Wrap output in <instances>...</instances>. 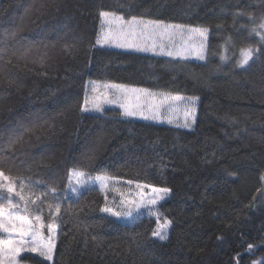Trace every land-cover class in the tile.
I'll list each match as a JSON object with an SVG mask.
<instances>
[{
    "label": "trees",
    "instance_id": "obj_1",
    "mask_svg": "<svg viewBox=\"0 0 264 264\" xmlns=\"http://www.w3.org/2000/svg\"><path fill=\"white\" fill-rule=\"evenodd\" d=\"M103 11L204 26L208 57L100 46ZM261 17L264 0H0V34L14 33L0 65V167L17 191L20 179L30 185L21 192L27 212L15 194L3 192L0 203L56 230L52 260L27 251L23 261L264 264V41L250 31ZM65 32L69 38L58 39ZM249 46L260 51L241 68L239 51ZM94 79L196 95L197 121L188 129L118 108L83 112ZM24 128L31 130L9 147V132ZM76 169L169 188L157 205L171 221L167 239L153 236L154 216L136 211L118 219L103 211L96 184L73 194ZM48 187L57 195L41 204ZM8 195L19 209L6 206ZM57 202L61 212L50 216L48 205Z\"/></svg>",
    "mask_w": 264,
    "mask_h": 264
},
{
    "label": "rangeland",
    "instance_id": "obj_2",
    "mask_svg": "<svg viewBox=\"0 0 264 264\" xmlns=\"http://www.w3.org/2000/svg\"><path fill=\"white\" fill-rule=\"evenodd\" d=\"M108 12L111 15L107 18L102 17L100 23V31L98 35L97 44L100 46H107L111 48L128 49L132 51H138L142 53H150L153 55H161L171 58H182L200 60L196 56V52L203 45L205 47V59H207L208 51V39L209 34L207 32L206 40L200 35L199 32L191 31V29H203L204 26L198 25H184L181 23L164 22L165 24L182 25V29H158L153 27L143 28L142 26H130L129 21L131 17H126L122 14ZM113 17H123V22L113 19ZM138 19L161 21L157 19H151L148 17L135 16ZM111 20V23L109 21ZM107 37V40H105ZM172 52L173 55L169 56L168 53ZM182 54V55H178ZM203 60V61H204ZM87 90L84 101L87 99L88 104L83 102L82 111L85 112H103L106 108H118L121 113L124 114L125 109L129 111H135L142 113V115L129 116L136 120H142L147 122L162 123L166 125H173L176 127H184L192 129L196 123L198 116L199 100L196 95H186L184 93H176L173 91H167L163 89H152L141 85H134L130 83H123L119 81H102V80H87ZM114 85L122 86L119 90L114 88ZM135 89V91H134ZM143 90V91H141ZM179 96L182 99L177 100L174 97ZM195 97V103H191V99ZM99 104L100 109L93 108V104ZM194 108L195 123H192ZM127 117V116H126ZM144 117H149L145 119ZM155 117V118H152ZM191 123V127H187L186 124ZM76 171H80L77 170ZM99 178V179H98ZM86 183L80 189V192L86 190L88 187L96 184L98 188H101L105 195L106 203L103 209L111 208L114 212H120V216H115L118 219H130L132 215L137 211L141 214H149L157 218V225L155 231H162L164 234L169 235L170 224L165 228L160 229L158 225H164L165 220L170 221L168 217H162L157 205L170 193V191L164 195L162 193L153 192L152 189H168L165 186H157L155 184H149L146 182H138L134 180L118 179L111 175L106 174L90 175L85 173L84 177ZM264 181V172L262 175ZM130 182V183H129ZM70 190L73 194L77 195V192L73 191L75 185V178L71 177ZM138 185L140 187H138ZM162 197V198H161ZM155 199L157 203L150 205L149 200ZM6 214L12 215H24L15 213L5 209ZM130 213V215H125ZM26 218H29L25 216ZM31 219V218H29ZM38 233L47 239L49 232L40 228V222H36L35 219H31ZM154 231V232H155ZM159 238V236H156ZM15 238L10 237L8 234H0V239ZM27 239V238H26ZM37 245L27 243L25 245V251H23L20 257L17 259V264H28L22 260V255L27 253V249ZM34 253V252H33ZM38 254V253H35ZM52 253V259H53ZM47 258V257H46ZM51 259V260H52Z\"/></svg>",
    "mask_w": 264,
    "mask_h": 264
},
{
    "label": "snow or ice",
    "instance_id": "obj_3",
    "mask_svg": "<svg viewBox=\"0 0 264 264\" xmlns=\"http://www.w3.org/2000/svg\"><path fill=\"white\" fill-rule=\"evenodd\" d=\"M43 7V5H41ZM111 14L108 12H102V17H109ZM236 16H244L245 14L242 12H236ZM248 18L250 20H255V17L252 15H249ZM113 19L123 22V17H113ZM111 23V20L109 21ZM130 26H142L143 28L153 27L158 29H182L184 26L182 25H172V24H165L163 21H151V20H143L138 19L137 17L133 16L131 17V20L128 22ZM191 31L199 32L200 35L206 40L207 38V28L203 29H191ZM250 31L256 36L259 37L260 41H264V17H261L259 24H254L253 27H251ZM14 33L12 32H6L0 34V65L3 64L5 57L9 56V49L7 48L8 42L11 40ZM69 38V34L65 32L64 36L58 37V39L67 40ZM105 40H107V37H105ZM230 40V38H229ZM67 48L68 46L65 45ZM259 49L253 48L251 46L246 48H241L239 51V60L237 61L238 66L243 68L245 65H249L250 61H253L254 55L259 53ZM225 52H227V46H225ZM15 53H11V55H14ZM196 56L200 60L205 59V47L202 45L200 49L195 53ZM169 56L173 55L172 52L168 53ZM178 55H182L179 54ZM227 55H221V60H227ZM0 71H3V68L0 67ZM114 88L119 90L122 86L114 85ZM135 91V89H134ZM143 91V90H141ZM174 99L180 100L182 99L179 96L174 97ZM191 103L194 104L196 98H190ZM84 104L87 105L88 101L87 99L84 101ZM93 108L96 110H102L100 109L99 104H93ZM193 116H192V123H195V117H194V108L192 109ZM124 114L126 116H136V115H142V113H137L135 111H129L125 109ZM145 119L149 117H144ZM155 118V117H152ZM187 127H191L192 124L188 123L186 124ZM30 128H24L22 131L20 130H13L10 131L8 134V144L9 147L14 146L15 144L19 143L20 140L23 138V133L30 131ZM71 177L75 178V185L73 187V191L77 192V195L79 196L81 194L80 189L84 186L86 183L84 177L85 173L82 171H76L73 170V172L70 174ZM99 179V178H98ZM130 183V182H129ZM30 187V185H27L24 181V179L19 180V188L21 191H17V181L12 179L10 176L6 175L3 167H0V201L5 200V195L2 194L3 192H6L7 194H15L16 197H18L21 201H25V197L21 195V192L26 188ZM138 187H140L138 185ZM153 192L156 193H162L166 195L170 190L168 189H152ZM51 195L52 197H55L57 195L56 189L54 187H48L47 192L43 194V199L41 197H37L38 200H40L41 204L44 203L45 200H47L48 196ZM162 198V197H161ZM35 203V201H33ZM148 203L150 205H155L157 201L155 199L149 200ZM6 206L10 209L17 210L19 209L20 205L13 203V197L12 195L7 196L6 200ZM54 207V212H52V208ZM49 215L50 216H58L61 212V206L60 203L57 202L55 205L49 204ZM39 211V208L37 209ZM24 211L27 212V201L24 203ZM105 212L113 213L115 216H120V212H114L111 208H105L103 209ZM125 215H130V213H125ZM35 221L40 222V228H44L45 225L42 223L41 216L37 215L35 216ZM171 221L165 220L164 225H158V228L163 229L168 224H170ZM47 230L49 232V236L47 237L46 241L43 238L41 234L38 233L37 229L35 228L33 222L31 219L26 218L23 215H12V214H6L5 213V204L0 203V234H8L10 237L15 238H9V239H0V264H17V259L20 257L21 253L25 251V245L27 243H31L32 245H37L31 248H28L27 251L39 253L40 256L47 257L48 260L52 259V253L56 246V230L55 226L52 224L47 225ZM153 236H159L161 240H166L167 235L164 234L162 231L158 230L153 232ZM27 238V239H26ZM252 246L249 245V248Z\"/></svg>",
    "mask_w": 264,
    "mask_h": 264
}]
</instances>
